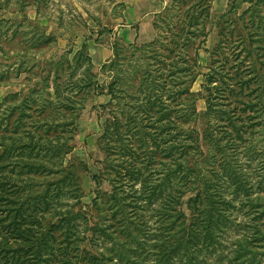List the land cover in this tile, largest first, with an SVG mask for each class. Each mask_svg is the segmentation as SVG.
<instances>
[{
	"label": "rangeland",
	"instance_id": "obj_1",
	"mask_svg": "<svg viewBox=\"0 0 264 264\" xmlns=\"http://www.w3.org/2000/svg\"><path fill=\"white\" fill-rule=\"evenodd\" d=\"M141 68L150 82L140 81ZM80 80L90 85L77 91ZM131 92L159 101L146 108ZM55 105H62L59 113ZM143 108L162 113L161 140L169 129L187 134L179 145L192 148L188 165L212 168L224 160L246 178V193L234 177L232 185L217 183L216 204L227 219H213L208 225L217 231L203 243L188 240L169 264H241L237 249L246 239L249 264H264V0H0V264H110L118 252L151 264L155 241L143 230L153 238L161 222L168 237L216 207L203 190L212 193L215 181L206 170L181 188L175 217L152 210L164 191L135 213L123 212L137 202L139 183L116 181L132 150L105 147L103 126L115 116L127 123L126 113L139 117ZM55 120L67 124L59 142L71 149L63 156ZM44 123L55 131L38 134L55 148L46 155L30 144L20 149L24 130L36 135ZM131 143L139 164L140 144ZM161 148L159 160L168 162ZM57 186L64 193L56 196Z\"/></svg>",
	"mask_w": 264,
	"mask_h": 264
},
{
	"label": "trees",
	"instance_id": "obj_2",
	"mask_svg": "<svg viewBox=\"0 0 264 264\" xmlns=\"http://www.w3.org/2000/svg\"><path fill=\"white\" fill-rule=\"evenodd\" d=\"M145 47L151 48L149 45H144L142 49H145ZM85 60H88V58H85ZM113 62H114L113 60H110V63H113ZM136 74L140 75L139 79L142 83L146 81L150 82L151 73L149 74L148 72H146L144 68H141L140 70L136 71ZM112 79L113 80L109 86H113L115 83L117 84V79L115 78L114 75H112ZM89 85H90V82H88V80L83 81V82L82 80H80V84H78L77 86V89H78L77 91H80L81 89ZM108 88H109V94L111 95V98L118 99L116 97L117 95H115L116 91L113 90L112 87H108ZM54 91H55V95H59L60 87H55ZM130 97H131V100H137L141 103L145 100L144 106L146 108L156 107V102L159 101V95H156L154 96V98H151L152 97L151 95H146L145 93H143V95L139 97L137 94H134V92H131ZM63 99L65 98L63 97ZM72 102H75V100H72ZM61 106L62 105L57 107L55 105V111L59 113L61 111L60 110ZM101 106L103 108L105 107L103 105ZM67 107H69L68 104H66L61 109H66ZM52 108H54V105L52 106ZM144 110L145 111L140 112L141 116L139 117H137V115H139L138 112L129 111V114L126 113V115H128L127 123L119 122L115 116L113 118L114 121L112 120L110 121V123H105V125L103 126L102 137L104 136L107 137V139L104 140L105 147L109 149H113V150H120V149L123 150V147L125 146V147H128L127 148L128 150H132L131 152H129L131 155L130 161H129L130 163L129 169H124L123 171H121L120 177L118 179L116 178L117 179L116 181L119 183H123L121 180H125L124 185H127V186H130L128 184V182L130 181H133V185H136V183H139V187L134 188V191L137 193L136 194L137 202H136V206L133 205L131 206V208H127V204H125V209L123 212L132 213L135 211L134 209L137 207L144 208L145 206L150 204L148 203L149 199L153 197L155 198L157 196L159 197V193L164 191L165 192L164 196L160 198V200L162 201L157 203V205L154 206L152 210L160 211L162 213H164L163 212L164 209L170 210L172 215L167 213V218L169 217L173 218L177 215V212H178L177 207L175 208L173 203H177V202L179 203L180 196L183 193L181 188L186 187V189H188L191 183L194 185L197 184L196 179L200 178V171L202 172V171L207 170L209 172H212L214 174L213 176H215V179H214L215 181L210 182L211 186L210 187L208 186L209 190L213 188L212 193H207V189L205 187L203 190L205 192V195L210 198L212 203H215L216 207L214 209L208 208L204 212L203 216H200L202 217L200 218V220H196V219L193 220V224L189 225V228H184L183 230L182 229L175 230L174 234L168 235V237L163 236L164 229H163L161 222H159V224L157 225V228L155 229V232L153 234V238L151 237L149 238L145 230H143L142 236L145 240L155 241L153 244H151L152 247H150V249H153V247H155V256L153 259V263L151 264H169L174 254H177V255L183 254L181 252L183 251L184 246L186 242H188V240L194 241L195 244L203 243V240L201 239L202 237L205 238V240H208L207 235H209V232L217 231V230H214L213 228H210V226L208 225L210 222H212L213 219H215L218 216H221L223 220L227 219L225 212L222 211L216 204L217 203L216 197L214 195L216 191H219L218 189L219 186H216L217 183H220V185L223 183H226L227 186H229L230 184L232 185L233 184L232 178L234 177L235 179H238L237 183L239 184V186L242 187V191L246 193L247 192L246 182H245L246 178L245 177L240 178L239 176H235L233 174L234 170H231L233 167H228L224 163V160L218 165L212 164V168H208V165H205L203 167H201L202 165L199 167L198 166L196 167L195 165L194 166L188 165V162H189L188 157L191 155L190 150L192 148L190 146L188 147L187 145H185V143L179 145L180 138H184L187 134H185V136L184 135L181 136L178 134L170 135L172 134V130L169 129L167 130L168 131L167 135H165V137L162 138L161 140L159 136V130H163L164 122L163 120L162 121L159 120L160 116L158 115L162 113H160L157 110H155L154 112L147 111L146 109ZM129 117L131 118L137 117V118L128 121ZM173 119H174L173 124L177 125L176 117ZM167 120L169 122L171 121L172 123L171 118L167 117L165 121ZM55 121L56 122L52 123V125L61 126V130H59V132L54 134L58 136H56L55 141L54 140L53 141L56 143L55 145L58 144L59 149L64 150V153L62 154L63 156L64 154L68 153V151L71 149V145L68 144L67 141L65 142V140H62L61 142H59V140L62 138L60 133L61 134L63 133L64 131L63 127L64 125H67V124L59 122L57 120ZM160 121L162 124H160ZM156 123H159L156 125V127H154L156 129V132L153 135H150V136L147 135L145 131L147 130L148 126L154 125ZM49 129H50L49 124H45V123L36 130L37 132L34 131L36 135H34L33 133L31 134L30 133L31 131L29 129L28 130L25 129L24 132L26 136L24 139H26V141L23 142L24 144H22V146H19V148L24 149L26 146L30 144L31 146L28 147L29 150H32L34 147H37V150L41 149V151H44V154L46 155V153L50 150V148H55L54 147L55 145L50 146L49 144H46L45 143L46 138L39 135L38 132L44 133L46 135ZM52 131H55V130L51 128L49 132H52ZM143 131H144V134H143ZM133 139H135V141L140 144V146L138 147L139 149L138 151H139V155L142 157L141 159L142 162L139 164L135 160V157L136 155H138V153L136 154V150L132 148L133 144L131 142ZM15 140L18 141V138H16ZM150 143H151V147L148 146V144ZM11 145L12 143L9 144V149ZM160 146L163 147L161 148V151H164L166 153L167 159H169L168 162L160 161L161 158H163L162 156L159 155ZM4 149L7 150V148H4ZM51 156L52 154L49 155V159L52 158ZM21 163H22V160H21ZM26 163H27V166L31 167L32 159L30 160L28 159ZM22 165L25 166L26 164H22ZM158 165H163V168H161V166L158 167ZM145 173L147 175H145ZM62 181L63 180H60V182ZM20 183H21V180H18L17 184H20ZM120 189L124 191L122 186H120ZM199 191L195 195V198H194L195 200L199 199V194H201ZM53 192L54 194L56 193V196L58 195L57 193L59 192L60 194L64 193L63 189L59 186H57L56 189L53 190ZM67 196L75 198L77 194L73 193ZM141 200H145V203L140 202V204H138L139 201ZM139 220H143V219H139ZM143 223L145 224V221H143ZM201 223L203 224L202 228L201 226H199ZM170 225L172 228H175L177 224L176 222H173L172 220H170ZM227 226L228 224H224V227H227ZM204 227L205 229L202 230ZM224 227L219 228L218 232L223 231L225 229ZM5 229H7V227H5ZM122 229H123L122 232L126 234L127 232H129V230L126 228L125 225L123 226ZM162 237H164L165 239H162ZM262 238L264 239V237ZM130 239L131 241L133 240L131 236H130ZM245 239L246 238L244 237L241 240V242H243ZM246 241L248 240L246 239L245 242ZM245 242L239 245V248L237 249V255L240 257L241 256L244 257L241 261V264L250 263L249 259H247L246 257L249 250L246 249V246L244 244ZM123 248L124 247H122V250ZM107 261L110 262L113 260L108 259ZM110 264H139V263L131 258H128V257L126 258L123 252H118V256L116 257V260H114ZM143 264H150V263L148 262V263H143Z\"/></svg>",
	"mask_w": 264,
	"mask_h": 264
}]
</instances>
